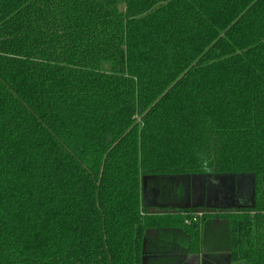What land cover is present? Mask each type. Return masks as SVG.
Segmentation results:
<instances>
[{"label": "trees", "instance_id": "obj_1", "mask_svg": "<svg viewBox=\"0 0 264 264\" xmlns=\"http://www.w3.org/2000/svg\"><path fill=\"white\" fill-rule=\"evenodd\" d=\"M206 173L252 178L228 234L141 206L143 177ZM149 239L264 264V0H0V264H141Z\"/></svg>", "mask_w": 264, "mask_h": 264}, {"label": "flooded vegetation", "instance_id": "obj_2", "mask_svg": "<svg viewBox=\"0 0 264 264\" xmlns=\"http://www.w3.org/2000/svg\"><path fill=\"white\" fill-rule=\"evenodd\" d=\"M188 179H174L173 184L169 186V198L167 200H161L158 198L157 193L154 196L146 197L148 202L154 200L155 208H144L150 214H179L183 217H189L192 213L197 217L199 212V223L198 227L200 232L204 231L205 227L203 224L206 221H210L209 229H214L212 222L216 221V229L221 231L222 222L227 224V219L225 216L236 214L241 209L246 208L252 204V199L246 197L247 193L244 195L239 194V188L241 187L240 181L237 180L236 176H222L213 173H206L203 175L187 176ZM185 181L188 185V193L185 191V199L177 203H174L172 198V187L179 188V183ZM195 188L198 195L197 198L192 197V190ZM243 206V208H241ZM186 221H190L188 224ZM196 222V219L194 220ZM193 224L190 219H184V225L188 226ZM227 226V225H226ZM204 227V228H203ZM228 227V226H227ZM229 228V227H228ZM170 230V229H162ZM179 230V229H178ZM149 236L153 240L156 239L155 233L158 231L150 230ZM182 231V230H181ZM176 232V231H175ZM183 232V231H182ZM187 248V247H185ZM175 254H170L176 257L179 261L180 257L196 256L197 254H190L186 251L182 252L180 249L172 250ZM177 261V262H178ZM200 264H229V254L228 252L221 251L210 256L207 255L205 258L200 259Z\"/></svg>", "mask_w": 264, "mask_h": 264}, {"label": "rangeland", "instance_id": "obj_3", "mask_svg": "<svg viewBox=\"0 0 264 264\" xmlns=\"http://www.w3.org/2000/svg\"><path fill=\"white\" fill-rule=\"evenodd\" d=\"M144 178H145V183H144V188H143L144 195H147L148 197H150V196H154L157 193L158 198L161 200L162 199L167 200L169 198V193H168L169 186L167 185V182L164 179L161 180L160 177L158 178L144 177ZM186 178L188 179L187 176L173 177V179H185V180ZM236 178L238 181H240V184H241V187L239 188V194L244 195V192H246L247 193L246 197H250L251 199L252 198V193H251L252 178L251 176L243 175V176H239ZM142 179H141V183H142ZM185 191H187V193L189 191L188 185L185 183V181H182L181 183H179V188L175 186L172 187V198H174L173 202L177 203L178 201L179 202L178 205H180V201H182L186 197ZM191 194H192L193 199L198 197L195 188H193ZM198 218L199 217H195V215L192 213L189 219L190 220L196 219V222L195 221H192V222L193 224H196L198 226V223H199ZM221 227H222L221 232H223L224 235L226 234V232L228 234L229 228L226 226L224 222H222ZM197 230H199V227H197ZM160 237L163 239L164 234H161ZM150 239L154 241L152 237ZM150 239L148 242H146V247L144 245L145 252L143 251V255L141 257V259L143 260V264H178L177 263L178 259L170 255L171 254L170 252L172 250H169V249H161L160 251L158 249L156 250V247L153 246V243H151ZM168 239L169 238L167 237L166 240ZM176 242L179 248H185L188 243L187 236L181 230L176 231ZM157 251H159V253ZM144 254H148V255L144 256Z\"/></svg>", "mask_w": 264, "mask_h": 264}, {"label": "crops", "instance_id": "obj_4", "mask_svg": "<svg viewBox=\"0 0 264 264\" xmlns=\"http://www.w3.org/2000/svg\"><path fill=\"white\" fill-rule=\"evenodd\" d=\"M146 197L148 198L147 195H144V203H145V205H148L147 208H155L156 205H155L154 200L150 199L151 202H148ZM216 224H217L216 221L212 222V225H213L214 229H216L215 228ZM161 234H164V238L163 239L160 237ZM155 237L156 238L160 237L162 240H165V241H173L176 244V232L175 231L163 230V231L155 233ZM167 237L169 238L168 240H166ZM170 253L175 254V252H173V251H171ZM196 254H197L196 256H192V255L191 256H187V257H185V259L182 257V261L179 264H186V263L187 264H200V259L201 258H205V257H207V255L210 256V255H212L214 253L207 252L205 249L200 248L198 250V253H196Z\"/></svg>", "mask_w": 264, "mask_h": 264}, {"label": "water", "instance_id": "obj_5", "mask_svg": "<svg viewBox=\"0 0 264 264\" xmlns=\"http://www.w3.org/2000/svg\"><path fill=\"white\" fill-rule=\"evenodd\" d=\"M144 183H145V178L142 179V183H141L140 200H141V206L146 208L148 205H145V203H144V191H143ZM248 207H252V204H250L249 206H246V208H248ZM241 208H243V206ZM142 252H143V248H142ZM181 261H182V257L180 258L179 262H177V263L179 264ZM141 264H143L142 259H141Z\"/></svg>", "mask_w": 264, "mask_h": 264}, {"label": "built area", "instance_id": "obj_6", "mask_svg": "<svg viewBox=\"0 0 264 264\" xmlns=\"http://www.w3.org/2000/svg\"><path fill=\"white\" fill-rule=\"evenodd\" d=\"M197 217H199V212L197 214ZM195 219H192L191 221H194ZM190 221H186V223L188 224Z\"/></svg>", "mask_w": 264, "mask_h": 264}]
</instances>
